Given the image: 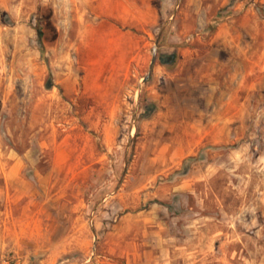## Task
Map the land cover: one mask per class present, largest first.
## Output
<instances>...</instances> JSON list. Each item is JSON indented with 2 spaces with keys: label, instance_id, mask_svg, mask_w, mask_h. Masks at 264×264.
Listing matches in <instances>:
<instances>
[{
  "label": "rangeland",
  "instance_id": "374dc122",
  "mask_svg": "<svg viewBox=\"0 0 264 264\" xmlns=\"http://www.w3.org/2000/svg\"><path fill=\"white\" fill-rule=\"evenodd\" d=\"M0 264H264V0H0Z\"/></svg>",
  "mask_w": 264,
  "mask_h": 264
},
{
  "label": "trees",
  "instance_id": "16d2710c",
  "mask_svg": "<svg viewBox=\"0 0 264 264\" xmlns=\"http://www.w3.org/2000/svg\"><path fill=\"white\" fill-rule=\"evenodd\" d=\"M52 87H53V82H52V80L50 79L49 82H48V84H47V88H48V89H51Z\"/></svg>",
  "mask_w": 264,
  "mask_h": 264
},
{
  "label": "water",
  "instance_id": "95a60500",
  "mask_svg": "<svg viewBox=\"0 0 264 264\" xmlns=\"http://www.w3.org/2000/svg\"><path fill=\"white\" fill-rule=\"evenodd\" d=\"M155 51H156V50H155ZM163 61H164V62H167L168 59H164ZM155 62H156V59L153 60V63H155Z\"/></svg>",
  "mask_w": 264,
  "mask_h": 264
}]
</instances>
